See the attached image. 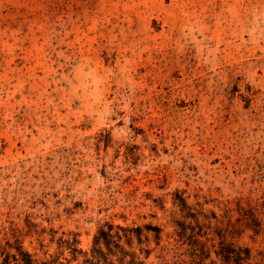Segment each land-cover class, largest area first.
I'll return each mask as SVG.
<instances>
[{
	"label": "rangeland",
	"instance_id": "374dc122",
	"mask_svg": "<svg viewBox=\"0 0 264 264\" xmlns=\"http://www.w3.org/2000/svg\"><path fill=\"white\" fill-rule=\"evenodd\" d=\"M263 191L264 0H0V240L89 251L106 222L172 232L177 193Z\"/></svg>",
	"mask_w": 264,
	"mask_h": 264
},
{
	"label": "trees",
	"instance_id": "16d2710c",
	"mask_svg": "<svg viewBox=\"0 0 264 264\" xmlns=\"http://www.w3.org/2000/svg\"><path fill=\"white\" fill-rule=\"evenodd\" d=\"M262 194V202H237L218 214L206 213L177 193L173 205L181 217L174 219L172 232L153 223L106 222L99 226L89 251L79 247L75 233L56 238L54 231L50 243H57V250L38 256L25 247L21 231L9 228L0 240V264H73L81 257L82 264H252L251 249L234 237L244 230L264 235ZM40 242L44 249L47 245ZM153 255L156 261L148 262Z\"/></svg>",
	"mask_w": 264,
	"mask_h": 264
}]
</instances>
